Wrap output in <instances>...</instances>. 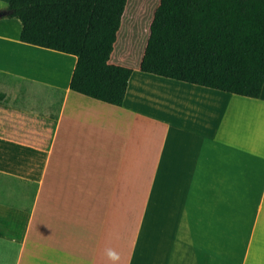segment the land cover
<instances>
[{
    "label": "crops",
    "instance_id": "0c3cea01",
    "mask_svg": "<svg viewBox=\"0 0 264 264\" xmlns=\"http://www.w3.org/2000/svg\"><path fill=\"white\" fill-rule=\"evenodd\" d=\"M21 33L0 19V77L42 92L50 127L0 112V264H111L105 248L120 264H264V87L197 86L143 73L145 48L135 64L113 52L133 71L118 107L72 91L77 58Z\"/></svg>",
    "mask_w": 264,
    "mask_h": 264
},
{
    "label": "trees",
    "instance_id": "16d2710c",
    "mask_svg": "<svg viewBox=\"0 0 264 264\" xmlns=\"http://www.w3.org/2000/svg\"><path fill=\"white\" fill-rule=\"evenodd\" d=\"M127 3L11 0L0 10L6 12L0 19L22 23L23 43L75 56L72 91L121 107L133 71L110 60ZM140 70L260 98L264 87V0H160ZM5 99L0 93V102Z\"/></svg>",
    "mask_w": 264,
    "mask_h": 264
},
{
    "label": "rangeland",
    "instance_id": "374dc122",
    "mask_svg": "<svg viewBox=\"0 0 264 264\" xmlns=\"http://www.w3.org/2000/svg\"><path fill=\"white\" fill-rule=\"evenodd\" d=\"M158 4L159 0H130L126 19L123 21L122 31L115 47L114 60L124 55L125 62L137 63L145 48L149 26ZM0 92L8 96V100L0 104V112L13 115V118H9L10 124L39 127L41 130L48 131L50 122L45 118L48 102L42 101V92L31 93L27 86L21 85L8 76L0 77ZM32 95H35V98ZM33 100L36 104L39 102L43 106L40 116L31 115Z\"/></svg>",
    "mask_w": 264,
    "mask_h": 264
},
{
    "label": "clouds",
    "instance_id": "9594fccd",
    "mask_svg": "<svg viewBox=\"0 0 264 264\" xmlns=\"http://www.w3.org/2000/svg\"><path fill=\"white\" fill-rule=\"evenodd\" d=\"M104 254L111 264H120L121 256L116 250L112 248H105Z\"/></svg>",
    "mask_w": 264,
    "mask_h": 264
},
{
    "label": "water",
    "instance_id": "95a60500",
    "mask_svg": "<svg viewBox=\"0 0 264 264\" xmlns=\"http://www.w3.org/2000/svg\"><path fill=\"white\" fill-rule=\"evenodd\" d=\"M6 14V12H0V18L3 16V15H5Z\"/></svg>",
    "mask_w": 264,
    "mask_h": 264
}]
</instances>
